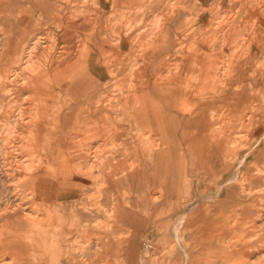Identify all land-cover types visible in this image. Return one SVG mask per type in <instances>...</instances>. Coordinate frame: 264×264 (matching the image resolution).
I'll use <instances>...</instances> for the list:
<instances>
[{
  "label": "bare ground",
  "instance_id": "obj_1",
  "mask_svg": "<svg viewBox=\"0 0 264 264\" xmlns=\"http://www.w3.org/2000/svg\"><path fill=\"white\" fill-rule=\"evenodd\" d=\"M8 1L9 8L14 12L17 8L13 6L15 0ZM149 1L112 0L111 16L118 15L116 10L120 5H130L133 6L129 7L132 11L138 10L131 16L135 20L134 25H138L146 13L142 11V4ZM154 2L161 13L156 20L158 26L144 38L147 43L143 59L136 57L141 53H137V50L142 46L139 48L130 44L129 39L120 43L117 49L107 43L103 36V18L100 28L98 20L87 21V26L92 27H88V34L85 35L79 31L61 29L62 12L53 0H36V7L27 6L13 18V32L11 30L12 34L0 48V189L4 195H0V264H60L59 257L63 252V256H68L75 250L78 256L87 258L84 264H100L99 260L89 259L82 242L79 241L77 245L71 244V241L75 232L83 231L89 218L94 216V221L101 219L105 212L111 213L122 223L125 219L126 223L133 221L131 228L134 237L129 240L133 244L130 243L128 247L134 250L137 227L134 221L138 220L139 225L137 218L140 215V185L146 184L144 191L149 197L143 198L149 200L156 193L157 185L161 188L165 176L169 175L164 169L169 167L173 152L180 153L179 162H184L183 166L188 169L193 168L198 158L203 159L200 156L205 157L207 165L222 164L226 168H234L233 173L237 172V163L244 172L250 169L253 156L249 143L251 131H247L250 126L259 134L253 144H264V119L253 125L244 122L245 111L250 107L254 109L257 104L252 98L251 74L253 61L260 63L262 58L258 56L264 55L258 53L264 44V2ZM117 3L120 4L118 8ZM88 12L91 9L78 10V14H73L74 19L86 18L90 16ZM250 18L259 19L261 26L250 38H246L244 35L250 31L246 27L250 24ZM83 41V48L78 49ZM107 55H111V58ZM92 69L108 74L110 78L121 77L122 81L109 84ZM188 78H193L196 84L190 90H182L181 86ZM255 82L259 87L264 86V77L260 76ZM226 106L231 108L233 120L236 118L239 126L245 129L239 131L240 137L233 138L234 135L229 134L223 124L222 111ZM260 115L264 118V112ZM244 138H250V141L243 142ZM193 172L192 177H195L196 173ZM140 173L148 174L149 180ZM44 177L50 180L49 190L44 186ZM255 178L256 186L250 185V181L246 186L243 181L239 183L237 192V180L227 179L223 182L224 175L220 176V190L225 186L228 188L226 200H241L243 204L258 200L259 208L247 214L251 220L248 223L251 234H247L246 244L223 245L225 247L220 248L217 258L213 261H206L210 258H205L202 264H228L235 258L237 247L243 249L240 251V263L250 264L245 260L249 257L251 244H254L253 248L259 247L255 244H264L263 235L253 231L261 228L258 219L264 206V163L258 168ZM201 182L203 177L198 179V183ZM28 186H31L32 194L40 192L51 195L52 208L46 210L53 215V211L58 209L63 216L58 224L61 230L59 239L55 234L52 237L51 226L46 228L54 216L50 217L45 209L40 214L41 228L36 231L37 235L33 229L26 228L31 218L34 222L30 224L36 226L39 215L36 211L28 210L31 208L30 203L26 204L31 195L26 189ZM126 189L131 190L132 196H138L132 199ZM164 189L162 187L161 190L164 192ZM83 200H87V203H81ZM195 204L190 202L184 205L186 211L176 215L173 228L169 226L168 230H163V239L170 243L167 244L169 248L163 244L162 251L159 250V254L165 252V256L169 255L167 260L163 259L165 264H201L197 256L194 258L198 261L191 259L193 253L199 252L197 240L196 245L194 242H183L184 232L189 225L188 212ZM245 210L243 207L244 215ZM16 227L20 228L14 229ZM55 227L53 225L52 229ZM6 228H9V232ZM24 231L32 233L29 241L19 235ZM81 233L79 236H82ZM95 244L92 249L100 255L113 247ZM144 245L139 257L125 247L129 264H157L156 260L160 263L158 257L155 258V251H152H158V248L154 249L158 245H147V242ZM121 246L114 248L120 250ZM258 255L257 264H261L264 251H259Z\"/></svg>",
  "mask_w": 264,
  "mask_h": 264
},
{
  "label": "rangeland",
  "instance_id": "obj_2",
  "mask_svg": "<svg viewBox=\"0 0 264 264\" xmlns=\"http://www.w3.org/2000/svg\"><path fill=\"white\" fill-rule=\"evenodd\" d=\"M99 1H102V3L100 4ZM110 1H112V0H53L54 4L57 7H59L60 11L62 12V16L60 18L61 19V22H60L61 29H65L68 31H70V29H71V30H74L75 32L79 31L83 35H85V34H88V31H89L88 27H92V25L87 26L89 24L87 21L98 20L99 21L98 28H100L101 21L103 18L104 19V21H103L104 25L102 26V28L105 29L103 36L109 45H113V47L115 49H117V48H120L122 42H126L129 39L130 44L139 46V48H140V45L142 46L139 50H137V53L141 52L142 54L140 53L138 55L136 53L137 54L136 57L140 58V59H143V57L145 58L146 52L144 50L146 49L147 41L144 38L148 34L153 32L154 27L158 26V23L156 20H157V16L160 15V13H161L157 9L156 2H154V0H151L147 3L142 4V6H143L142 11H144L146 13H144L142 15L143 19L138 21V25L137 24L134 25L135 20H133L131 18V16H133V13L137 12L138 10L135 9V7H134L135 10L132 11V9L129 7H133V6H130V5L124 6L125 4L121 6L119 3H117V8L119 7V5L121 7V8L119 7V9L116 10L118 15L111 16V12H112L113 8H112V3ZM259 1H260V3L264 2V0H259ZM21 2L24 4V6H21ZM32 2H33V4H32ZM35 2H36V0H15L13 3V6H16L17 8L13 10L14 12H12L9 9L10 1L0 0V48L2 47L3 42L8 37H10V35L12 34V33H10L9 27L10 28L13 27V24H11V23L13 22V18L15 17V15L18 16L19 12L24 11L27 6H29V7L35 6ZM5 3H7V5H5ZM29 3H30V5H29ZM262 4H264V3H262ZM86 9H91V12H88V15H90V16H88L86 18L74 19V15H73L74 13L78 14V10H86ZM110 10H111V12H110ZM10 11L12 12V14ZM166 13H167V11L164 14H166ZM114 17H117L119 19L117 20ZM7 18L11 21V23L8 22L9 27L6 26V28H5L4 22ZM158 22L160 24L162 23L161 21H158ZM116 23H119V24H116ZM9 24H11V25H9ZM105 25H106V27H105ZM260 26H261V23H260L259 19L250 18V24H248V26H246V27H248V29L250 31L245 32L244 37L250 38V36H252V33L254 34V32H256V30ZM252 27L255 29H253ZM7 28H8V30H7ZM11 30L13 32V28H11ZM134 32L135 33L137 32V33L135 34V36H132V34ZM84 43H85L84 41L82 43H80L78 49H82ZM107 49H109V47H107ZM258 53L264 54V44H263L261 52H258ZM121 54L125 55L122 51H121ZM263 56H261V57L258 56V58H262V61H260V63L253 61V64H252V67H253V73L251 74V75H253L252 76V85H251L252 98H253L254 104H255V101H257V104H255L254 109H252L250 107L247 110L248 113L245 111L246 115L244 116V122H245V124L251 122L249 125L257 124L258 122H260L261 119H264V118H261V115H260L264 112V110H263L264 109V104H263V102H264V96H263L264 95V86H262V87L260 86L261 87L260 88L259 85H257L255 82V80L257 78H260V76L262 78L264 77V74H263L264 73V70H263L264 69V66H263L264 65L263 64L264 63V60H263L264 57ZM107 57L111 58V55H107ZM130 57H133V55H131ZM136 57H134V58H136ZM255 70H256V73H254ZM110 79L112 80V83L122 81L121 77L116 78V76H113ZM113 80H116V81H113ZM194 84H196L194 79L188 78L185 82H183L181 89L182 90H185V89L190 90L194 86ZM261 98H263V99H261ZM258 101H259V103H258ZM261 103H262V105H261ZM260 108H262L261 111H260ZM258 111H259V113H258ZM254 114L256 116H254ZM222 115L224 117L223 124L227 127L228 133L233 134L234 135L233 138L240 137L239 131L240 130L243 131L245 129L244 128L242 129V126H239L240 123L238 122V120L236 118H235V120H233L232 111H231V108L229 106H226L223 109ZM250 116L251 117L254 116V117L251 118L250 120L249 119L247 120V118H250ZM251 127L252 126H250L247 129V131H249V132L251 131V141L252 142L250 141V138H244L243 139V142L245 141L246 143L250 141L249 143H251V145H252L251 150L253 149L252 150L253 156H251V164L252 165L250 164L251 167H250V169H248V172L247 171L244 172L243 167L239 166L238 163H237L236 168H235V169H237V172H234V173H233L234 168H226L222 164L207 165L204 162V159H205L204 156H200V157H203V159L198 158L196 160V162L192 165L193 168L188 169V168H185V166H183L184 162H179V154L180 153L178 154V152H173L172 153V161H171L169 167L167 169H164V171H166V174H169V175L164 174V175H166L165 176L166 180L164 179L165 181H162L163 184H161L162 187L165 188L164 192L161 190L162 187L160 188V186L157 185V189L155 191L156 193L153 194L150 198L151 200L153 199V202L150 199L148 200V199L143 198V197L148 198L149 195H147V193H145V191H144L146 188V184L141 183L139 196L134 195V196L139 197V214H140V215L138 214L139 217L137 218V219H139V225H137L138 220L134 221V225L137 226L136 227V233H135V244L136 245L134 244L132 247V248H134V250H132L131 248L128 247L130 243L133 244L132 242H129V240H132L134 237V235H133L134 230L131 228V223L133 221L130 220L129 222L126 223V219H125L124 223H122L115 216L111 215V213H107V212H105V216H103L101 219H96L94 221V216L89 218V220H87L88 222L86 221L84 224L83 231L79 230L78 232H75L74 236H72L71 244L79 245L80 242H82L81 244H84L83 248L87 252V254L89 255L88 256L89 259L99 260L98 262L100 264H102V263L103 264L104 263L105 264H108V263L109 264H122V263L123 264H129V261H127V260H129L127 258L128 254H126V253H128L127 252L128 248H129L130 252H133V251L136 252L135 253L136 257H139V255L142 253L143 249L145 248L144 244L146 242H147V245H152V246L154 244H157L159 247L157 246L154 249L158 248V251H156V250H152V251H155L154 254L157 255L155 258L158 257L157 259L160 260V263L162 262L163 264H165V262H166L165 260H167V257L169 255L165 256V252H164V253H161V254H164V255H162L163 256L162 257L161 254H159V252L162 251L161 248H162L163 244H165V246H167V244L170 245V243L166 242L163 239V233L165 234V231L163 232V230H168L169 226H170V229L173 228L172 226L176 223L175 221L177 219L176 215L182 214L184 211H186V206H184V205H186L187 203H190V202H193L196 204H195V207L191 211L188 212V215L190 214L192 217L190 215L187 216V219L189 221V225H188V230L186 229L187 231L185 230L186 232H184L185 233L184 234L185 240L183 242H184V244H193V242H194L195 245L197 243V245L199 246V248H198L199 252L193 253L194 256H191V259L193 261H195V262L198 261L194 258L195 256L198 257L199 261H201V264H202V261L205 260V258L206 259L210 258V259H207L206 261H213L214 258H217V255H219V252L221 250L220 248H222L223 245L232 244V245L240 246L242 244H246V242L248 241L246 236L248 233L251 234V229L249 228V224H248L249 221H251V220L249 219V215H247V214L249 212L253 213L254 211H256L259 208L257 205V203L259 201L256 200L253 203L250 201L249 203L245 202L243 204V202L241 200L240 201L235 200V202H234V200L232 202L226 200V193L228 191L227 190L228 188H227V186H225L224 189L220 190V186L222 185V182H219L218 180L220 179L221 175H224V179H222L223 182L227 181V179H235V181L237 180L236 181L237 192L239 191V188H240L239 183H241L243 181H244V183H246V186H247V183H249V181H250V185L252 184L253 187L256 186L255 181H254L256 179L255 176L258 173V168H261V166L264 163V144H261V146L253 144V143H255L254 141L257 138H259V134L255 133V130H253V128L251 129ZM263 129H264V126H263ZM249 132H247V133H249ZM242 134L245 135L246 133L245 134L242 133ZM241 141H242V137L240 138V142ZM255 160L258 162V164ZM201 164H204V165H201ZM225 164H228V162H225ZM258 166H260V167H258ZM193 170L196 173L195 177H192V174H191V172ZM250 171H251V173L249 174ZM252 171H254V172L252 173ZM156 173H157L156 176H158L159 173L158 172H156ZM140 174L142 176H144V175L147 176V179H148V174L147 175L142 174V173H140ZM244 174H245V176H244ZM241 175H242V177H241ZM191 177H192V179H191ZM202 177H203V183L202 182L198 183V179L202 178ZM184 178L187 180L186 182H184V180H185ZM44 179H45V177H44ZM44 179H43L44 186H45L46 190H49L50 189V180L49 179L44 180ZM251 179H253V183H251ZM141 180H143V179H141ZM159 180H160V178H159ZM26 189H28L31 192V195H30V197L26 203V204H28V203L31 204L30 205L31 208H28V210L38 212L39 213L38 216L40 217L39 218L36 214L35 216H37V220H38L36 222V226H35V224L34 225L30 224V223L34 222V220L31 218L30 223L27 222L26 228L27 229H33L34 230L33 232H35V236H36L37 235L36 231L40 230V228H41V224L39 223V221L41 222L40 214L43 213V211H42L43 209L46 210L48 208H52V206H51L52 197L50 194L47 195V193L41 194L40 192H38L37 194L36 193L32 194L31 186H28ZM126 191H127V189H126ZM129 191L131 193V190H129ZM33 192H34V190H33ZM186 192L188 193V196L190 195L189 196L190 198L191 197H193V198L190 199L186 195ZM27 194L29 195V192H27ZM34 194H36V195H34ZM0 195L4 196L1 194V189H0ZM157 195H159V196H157ZM204 196H206V197L204 198ZM237 196L240 197L239 194H237ZM197 197H198V199H196ZM238 197H237V199L241 198V197L240 198H238ZM182 199H183V201H182ZM155 200L157 201L156 204H155ZM218 200H219V202H218ZM146 202H148V203H146ZM44 203H45V207H43ZM81 203H87V200H83V201H81ZM161 203H162V205H161ZM143 204L145 206H143ZM163 204H165V205H163ZM82 206H83V204H82ZM125 206H127V203L125 204ZM243 207H245V209H246L245 210L246 217H244L245 215L243 214V211H242ZM246 207H248V208H246ZM173 208H176V209L174 210ZM155 209H156V212H155ZM157 209H158V211H157ZM172 209L175 212V214H173ZM46 211H48L50 217L54 216V220L51 221L50 225H46V228L51 226L49 229L52 233V237L55 234L56 239H59V235H60L61 230L59 231V227H58L59 225L58 224L60 223L61 217H63V216L60 215V212L58 211V209L53 211V215H52V212L50 210H46ZM176 211H178V212H176ZM260 211H261L260 212L261 218L258 219V222H259V226H261V228L258 227L257 229H259V230L255 229L253 231L254 232L258 231L260 235L261 234L263 235L262 239H264V234H263L264 231H262V229L264 228V222H263L264 221V206L261 207ZM170 212H171V214H170ZM190 212H192V213H190ZM157 213H158V215H157ZM159 214H160V216H159ZM168 214H170V215H168ZM171 215H172V217H170ZM44 217L47 218L49 216H44ZM157 218H159V219H157ZM160 218H161V222H160ZM164 218H165V220L168 219V221H166V222H165V220L163 221ZM154 219H157L156 222H154L155 221ZM45 221H46V219H45ZM45 221H42V222L44 223ZM151 222L154 224L152 225ZM260 222L261 223L263 222V223L261 224ZM157 223H159V224L161 223V224L159 225ZM156 224L159 226H157ZM1 225L2 224H0V227H1ZM53 225H56V227H55L56 229H52ZM60 226H61V224H60ZM196 226L198 227L197 229L195 228ZM63 227H64V225H62V228ZM138 227H139V231L137 230ZM158 227L160 228V230ZM19 228L20 227H16L14 229H19ZM26 228H24V230ZM5 230L7 232H9V228H6ZM161 231H162V233H161ZM80 232H82L81 233L82 236H79ZM254 232H253V234H254ZM17 234H19V233H17ZM31 234L32 233L24 231V232H21L19 235L21 237H23V240H28V238L30 237ZM138 234H139V236H138ZM171 234L173 236L172 232H171ZM64 235H66L65 232H64ZM210 236H211V238L209 240L208 238ZM80 238H81V240H80ZM136 239H138V240H136ZM63 241H65L64 237H63ZM195 241H196V243H195ZM96 242H97V244H103L106 246L112 245L113 247L111 250H108L104 254L100 255V254H97L92 249V247L94 245L96 246V244H95ZM249 242H250V240H249ZM123 243H125V244H123ZM120 245H122L121 249L116 250L115 246H120ZM257 245L260 248L259 247L253 248L254 244H251L252 248L248 249V253H250V254H249V257H247L248 260L246 259L245 261L249 262L250 264H257L256 258L259 257V255H258L259 251L260 252L264 251V244H262V245L261 244H255V246H257ZM189 246L191 249V245H189ZM125 247L126 248L128 247V248L126 249ZM167 247H165V248H167ZM223 247H225V246H223ZM122 248H123V250H122ZM135 248L136 249L138 248L137 251H135ZM168 248H167V250H168ZM73 249L74 248H72L71 250H68L67 253L71 252ZM80 249H81V247H80ZM241 250H243V249H240V247H237L235 249V251H236L235 258L231 259L228 262V264H241L240 263V260H242L241 259L242 255L240 254ZM55 251L57 252L58 250H55ZM77 252L78 251L75 250V251H73V254L68 255V256H63L65 254L63 252L62 256L59 257L60 264H71V263L72 264H78V262L80 264H84L86 262L85 260H87V258H84L85 259L84 260L82 257L77 255ZM122 252H123V254H122ZM10 257L12 258L11 255H10ZM106 257H108V258H106ZM116 257H117V259H116ZM160 257H162V258L160 259ZM120 258H121V261H120ZM125 258H127V259H125ZM163 259H165V260H163ZM8 260H10L9 257H8ZM101 260H102V262H101ZM117 260H119V261H117ZM251 260H253V261H251ZM114 261H116L118 263H115ZM125 262H128V263H125ZM156 262H158L157 264H160L159 261L156 260ZM261 264H264V258H262Z\"/></svg>",
  "mask_w": 264,
  "mask_h": 264
},
{
  "label": "crops",
  "instance_id": "obj_3",
  "mask_svg": "<svg viewBox=\"0 0 264 264\" xmlns=\"http://www.w3.org/2000/svg\"><path fill=\"white\" fill-rule=\"evenodd\" d=\"M5 5H7V3H5ZM21 6H24V4L21 2ZM10 9V8H9ZM11 10V9H10ZM11 12V11H10ZM8 22L9 23H11V21L7 18L6 20H5V22H4V25H5V28H6V26H8ZM9 25H11V24H9ZM9 27V26H8ZM7 30H8V28H7ZM9 30H10V32H11V28L9 27ZM94 71H96V72H94ZM92 72L93 73H95L96 75H98V76H100V77H103L102 79H103V81H105V82H107V83H112V80L110 79V76L108 75V74H106V75H104L103 73H101L100 71H98V70H95V69H92ZM101 73V74H100ZM101 75H103V76H101ZM104 76H106V77H104ZM109 76V77H108ZM127 191H128V194H129V196L130 197H132V199H133V197H134V195L132 196V192L130 193V191H129V189H127Z\"/></svg>",
  "mask_w": 264,
  "mask_h": 264
}]
</instances>
